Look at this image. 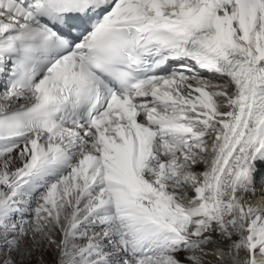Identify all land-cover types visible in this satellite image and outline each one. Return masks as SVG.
I'll return each instance as SVG.
<instances>
[{"label":"snow or ice","instance_id":"1","mask_svg":"<svg viewBox=\"0 0 264 264\" xmlns=\"http://www.w3.org/2000/svg\"><path fill=\"white\" fill-rule=\"evenodd\" d=\"M0 264H264V0H0Z\"/></svg>","mask_w":264,"mask_h":264}]
</instances>
